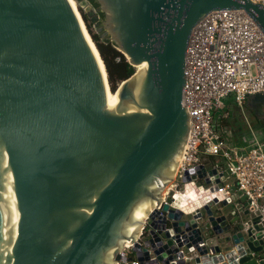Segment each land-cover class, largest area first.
<instances>
[{"label": "water", "instance_id": "95a60500", "mask_svg": "<svg viewBox=\"0 0 264 264\" xmlns=\"http://www.w3.org/2000/svg\"><path fill=\"white\" fill-rule=\"evenodd\" d=\"M88 1L101 35L146 65L110 101L70 0H0V264H114L180 166L192 28L243 9L264 33L251 0H79L97 21Z\"/></svg>", "mask_w": 264, "mask_h": 264}, {"label": "built area", "instance_id": "2783aa9c", "mask_svg": "<svg viewBox=\"0 0 264 264\" xmlns=\"http://www.w3.org/2000/svg\"><path fill=\"white\" fill-rule=\"evenodd\" d=\"M256 92H264V33L243 9L211 10L185 51L190 121L179 169L114 264H242L248 254L264 264V136L248 124L251 140L232 143L216 119L227 98L242 106ZM189 182L208 192L185 211L177 199Z\"/></svg>", "mask_w": 264, "mask_h": 264}, {"label": "trees", "instance_id": "16d2710c", "mask_svg": "<svg viewBox=\"0 0 264 264\" xmlns=\"http://www.w3.org/2000/svg\"><path fill=\"white\" fill-rule=\"evenodd\" d=\"M80 11L84 20L88 23L87 26H90V21H88L89 17L82 8H80ZM89 31L98 47L102 59L105 62L110 87L115 91L118 87H116V84L132 74L135 67L127 61L123 53L111 43V40L108 37L101 35V31H91L90 29Z\"/></svg>", "mask_w": 264, "mask_h": 264}, {"label": "bare ground", "instance_id": "6f19581e", "mask_svg": "<svg viewBox=\"0 0 264 264\" xmlns=\"http://www.w3.org/2000/svg\"><path fill=\"white\" fill-rule=\"evenodd\" d=\"M73 8L76 12V14L78 15L79 19H80V23L82 26V30L84 32L85 37L87 38V40L89 41V43L91 44V46L94 49V52L97 56V59L99 61V64L101 66V70L103 73V76L105 78V91H106V101H110L112 95L114 94V92L110 87L109 84V80H108V73H107V69H106V65L104 60L102 59L100 52L97 48V45L95 43V41L93 40V38L91 37V34L86 26L85 20L82 17V13L80 11V4H79V0H70ZM146 65L141 64L138 65L136 67H138V69L140 71H143V69L145 68ZM184 193L177 199V205L181 208L184 209L185 211H190L192 209V207H196L194 205H192L193 202L199 203L201 200L202 195H204L205 193L208 192V190H206L203 187L198 186L197 184H194L193 182H189L186 186V188L183 191ZM142 216V215H141ZM140 216V217H141ZM139 218V217H138Z\"/></svg>", "mask_w": 264, "mask_h": 264}, {"label": "rangeland", "instance_id": "374dc122", "mask_svg": "<svg viewBox=\"0 0 264 264\" xmlns=\"http://www.w3.org/2000/svg\"><path fill=\"white\" fill-rule=\"evenodd\" d=\"M89 2V1H88ZM90 4V3H89ZM91 5V4H90ZM92 7V5H91ZM80 8H82V10L86 13V11L84 10L83 7L80 6ZM93 8V7H92ZM87 15V14H86ZM92 15H95L97 17V21H93L91 19V16H88V21H90V26H87V21H85L86 26L88 28V30L90 29L91 31H98V26L101 27V29H107V27L105 26V24H103L102 20L100 19L98 13L93 12ZM90 32V31H89ZM91 34V33H90ZM107 34H109L107 32ZM124 55V54H123ZM125 56V55H124ZM125 58L127 59V56H125ZM135 70H139L138 67L134 66ZM140 71V70H139ZM119 83L116 84V87L118 86ZM226 101H228L229 103L226 105V113L222 114V112H219V114L216 116L217 119V125L220 126H230L229 123H231L232 121H235L240 123V132L242 130L243 134H242V139L240 140L239 143H243V142H248L250 140V133H249V125L248 123L250 122V118H249V114H250V109L248 110L247 107L243 108L240 107L239 105H237L235 102H233L232 98L229 97L226 99ZM244 106V105H243ZM249 108V107H248ZM239 131H236V134H238ZM223 134L226 136V138L232 142V143H236L237 141L231 139V134L228 135V133L223 130Z\"/></svg>", "mask_w": 264, "mask_h": 264}, {"label": "crops", "instance_id": "0c3cea01", "mask_svg": "<svg viewBox=\"0 0 264 264\" xmlns=\"http://www.w3.org/2000/svg\"><path fill=\"white\" fill-rule=\"evenodd\" d=\"M251 95H248L246 97V99L244 100V103L242 106L240 107H247V109L250 111V114H249V118H250V122L248 124H250L252 126L253 129H255L257 131V135H260V136H264V117L262 116H258V109L259 108H264V102H261V101H255V100H252V98L250 97ZM249 102H252V103H249ZM229 102L227 101V104ZM251 104V105H250ZM249 107V108H248ZM256 110V111H254ZM230 126H220V128H222V131L225 130L228 135L231 134V139L237 141V142H240V140L242 139V130L240 132V123L236 122L235 121H232L231 123H229ZM236 131H239L238 134H236ZM250 133V138H251V131H249ZM251 140V139H250ZM249 140V141H250Z\"/></svg>", "mask_w": 264, "mask_h": 264}, {"label": "flooded vegetation", "instance_id": "af4514ba", "mask_svg": "<svg viewBox=\"0 0 264 264\" xmlns=\"http://www.w3.org/2000/svg\"><path fill=\"white\" fill-rule=\"evenodd\" d=\"M90 3V2H89ZM91 4V3H90ZM92 5V4H91ZM92 7H93V5H92ZM93 9H94V12L96 13L97 11L95 10V8L93 7ZM249 103H252V102H249ZM251 105V104H250ZM254 111H256V110H254ZM256 112H258V116H262V117H264V108H259L258 109V111H256Z\"/></svg>", "mask_w": 264, "mask_h": 264}]
</instances>
